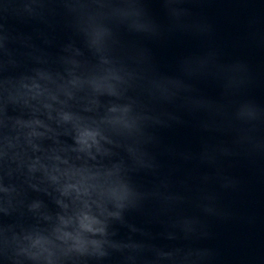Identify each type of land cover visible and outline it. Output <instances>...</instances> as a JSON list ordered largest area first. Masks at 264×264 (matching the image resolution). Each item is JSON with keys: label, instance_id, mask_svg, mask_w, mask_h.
<instances>
[{"label": "clouds", "instance_id": "clouds-1", "mask_svg": "<svg viewBox=\"0 0 264 264\" xmlns=\"http://www.w3.org/2000/svg\"><path fill=\"white\" fill-rule=\"evenodd\" d=\"M159 2L166 24L145 0H0V264H88L113 253L120 264L216 259L213 249L195 246L211 237L207 217L230 215L212 185L237 188L226 159L264 158V108L237 99L251 83L245 62L221 63L211 49L183 62L190 78L219 83L227 102L216 103L126 49L124 31L211 35V24L184 6L200 0ZM58 31L68 42L56 54L33 42L51 45ZM201 110L197 127L228 139L202 138L199 152L164 144L160 129L188 123L177 113L196 120ZM132 216L162 231L138 228ZM158 238L170 243H152Z\"/></svg>", "mask_w": 264, "mask_h": 264}]
</instances>
